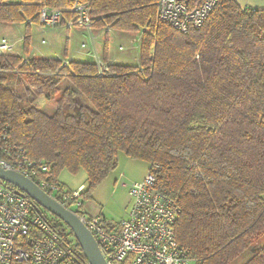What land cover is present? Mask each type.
<instances>
[{
	"label": "trees",
	"instance_id": "1",
	"mask_svg": "<svg viewBox=\"0 0 264 264\" xmlns=\"http://www.w3.org/2000/svg\"><path fill=\"white\" fill-rule=\"evenodd\" d=\"M90 1L96 28L146 27L140 62L115 61L100 73L88 58L0 54V140L6 133L52 163L57 180L85 170L84 196L118 167L120 152L158 163L157 187L181 206L177 240L198 264H230L249 248L244 264H264V245H254L264 235V7L219 0L202 26L182 32L157 23L158 0ZM43 3L74 15V0H0V22L25 23L26 52ZM24 73L48 98L70 79L53 114L7 84ZM60 220L49 222L82 249Z\"/></svg>",
	"mask_w": 264,
	"mask_h": 264
},
{
	"label": "built area",
	"instance_id": "2",
	"mask_svg": "<svg viewBox=\"0 0 264 264\" xmlns=\"http://www.w3.org/2000/svg\"><path fill=\"white\" fill-rule=\"evenodd\" d=\"M218 1L158 0L156 21L187 32L202 26ZM41 6L38 23L43 30L79 28L88 31L93 42L99 17H93L90 0H74L71 18H67L59 7L47 3ZM30 23L37 22L30 20ZM111 29L110 24L105 25L106 31ZM145 30L146 27L142 34ZM45 42L43 38L42 43ZM14 45L15 41L2 37L0 54L12 53ZM81 46L89 48L87 42ZM86 54L98 63L100 73L108 71L109 63L115 62L106 61L104 53H98L94 47ZM0 150L7 154L0 157L1 166L30 177L69 209L73 210L72 205L77 206L78 209L73 211L94 233L109 264H198L190 250L177 240L175 224L181 206L175 197L157 187L155 172L160 164L150 165L143 179L131 182L128 214L118 223L109 225L102 215L79 210L84 205L81 198L85 184L77 189L66 188L53 176L52 163L31 157L6 133L1 137ZM38 207L29 195L0 182V264H91L83 249L56 229Z\"/></svg>",
	"mask_w": 264,
	"mask_h": 264
},
{
	"label": "rangeland",
	"instance_id": "3",
	"mask_svg": "<svg viewBox=\"0 0 264 264\" xmlns=\"http://www.w3.org/2000/svg\"><path fill=\"white\" fill-rule=\"evenodd\" d=\"M95 29L99 33L106 34L104 27ZM25 31V23L0 22V40L2 36H5L15 41L14 49L12 50L14 54L16 53L23 57L33 56L34 54L36 57L65 58V55H67L66 51L69 50L70 54L74 55L76 59H92L86 56V52L89 49L81 46L83 42L90 43V33L86 30H79V28H71L69 30L64 27L43 30L38 22L33 23L29 44H32V48L29 46L27 52L24 50L25 42L23 43ZM96 36L97 45L102 49L106 36L100 34ZM43 38L46 39L45 43H42ZM141 38V28L139 31L111 29L108 35L109 50L117 62L136 65L140 62ZM121 45L123 46L122 49L120 48ZM8 82L10 83L7 84L24 98L26 104H34L49 114H53L56 110L59 93L63 92L66 87L72 86L70 79L63 78L58 84L59 93L53 98H48L45 97L44 92L40 93L37 88L29 87V77L25 73L13 75ZM146 166L147 161L133 159L124 152H120L118 167L105 177L92 194L82 196L81 199L84 205L79 210H85L90 214H99L106 218L107 221L118 223L128 214L131 202L129 186L124 184V182L129 183L132 178H135L134 175L143 172ZM60 177L65 181V183L61 182L68 189H70L71 185L78 187L81 183H85V188L88 186V175L85 170H81L76 175L63 170ZM71 208L73 210L78 209L76 205H72ZM43 211L46 218L54 225L61 222L48 209L43 208ZM256 244L264 245V235L254 243V245ZM252 254L253 250L249 248L230 264H244Z\"/></svg>",
	"mask_w": 264,
	"mask_h": 264
},
{
	"label": "water",
	"instance_id": "4",
	"mask_svg": "<svg viewBox=\"0 0 264 264\" xmlns=\"http://www.w3.org/2000/svg\"><path fill=\"white\" fill-rule=\"evenodd\" d=\"M0 179L14 184L17 192L22 193L23 191L24 194L32 197L39 205L38 211L43 216L45 214L42 208H45L68 224L91 264H109L94 233L76 212L42 189L30 177L17 170L7 169L0 165Z\"/></svg>",
	"mask_w": 264,
	"mask_h": 264
},
{
	"label": "crops",
	"instance_id": "5",
	"mask_svg": "<svg viewBox=\"0 0 264 264\" xmlns=\"http://www.w3.org/2000/svg\"><path fill=\"white\" fill-rule=\"evenodd\" d=\"M239 4H241L243 7H261V8H263L264 7V0H236ZM70 30V29H69ZM79 30H81V29H79ZM110 33V32H109ZM98 34H100V35H105L106 36V34L105 33H99V32H97V31H95L94 32V35H93V37H94V39H93V42H92V40H91V38H90V43H88L89 44V48H87V49H92L93 47L95 48V50L98 52V53H103V50H104V44H105V42H104V44L102 45V49H100L99 47H98V45H97V42H96V38H97V36L96 35H98ZM2 37H5V36H2ZM92 42V43H91ZM96 42V43H95ZM30 47L32 48V44L30 45ZM33 52V51H32ZM26 53V52H25ZM85 53V52H84ZM66 54L67 55H65V58H62V57H60L61 59H64V60H72V59H76V57L74 56V55H71L70 54V52H69V50H67L66 51ZM34 55V54H33ZM35 56V55H34ZM86 56H87V54H86ZM85 59V58H84ZM87 59V58H86ZM109 59L110 60H113V61H116V59L112 56V54H111V52H110V50H109ZM134 159V158H133ZM131 162H135V161H131ZM149 166H150V163L149 162H147V166L145 167V170L143 171V172H141V173H139V174H137V175H134V177L135 178H132L131 180H130V182L129 183H127V182H124V184H126V185H128L129 187H130V184H131V182L132 181H136V180H141V179H143L144 177H145V175H146V173H147V171H148V169H149ZM59 180H60V182L62 181L63 183H65V181L60 177V175H59ZM61 182V183H62ZM82 184H85V183H81L80 185H82ZM65 185V184H64ZM79 185V186H80ZM78 186V187H79ZM76 186H73V185H71L70 186V189H77L78 187H76ZM97 215H99V214H97Z\"/></svg>",
	"mask_w": 264,
	"mask_h": 264
}]
</instances>
